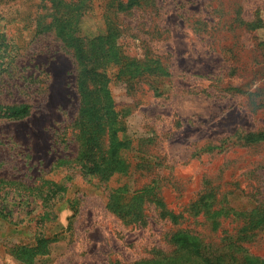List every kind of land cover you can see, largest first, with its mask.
Listing matches in <instances>:
<instances>
[{"label": "rangeland", "instance_id": "rangeland-1", "mask_svg": "<svg viewBox=\"0 0 264 264\" xmlns=\"http://www.w3.org/2000/svg\"><path fill=\"white\" fill-rule=\"evenodd\" d=\"M101 2L76 25L54 22L57 30L49 31L51 2L0 0V103L31 106L23 119L0 120V193L17 206L24 199L16 191L34 187L26 204L12 205L14 216L0 217V264H133L171 251L168 237L178 229L217 243L224 231L235 234L241 223L226 221L214 233L188 214L211 188L238 211L264 205V141L246 142L264 134V0H158L156 10L116 19L171 76L130 94L123 84L112 86L117 104L132 109L121 136L131 142L127 157L152 172L107 181L85 175L80 164L77 64L57 36L105 35ZM132 45L145 51L139 40ZM164 177L167 207L183 213L181 224L161 219L152 206L146 224L134 227L107 209L111 190L134 191ZM41 238L50 241L49 254L31 262L13 255L16 245L32 248ZM247 247L264 258V231Z\"/></svg>", "mask_w": 264, "mask_h": 264}, {"label": "trees", "instance_id": "trees-1", "mask_svg": "<svg viewBox=\"0 0 264 264\" xmlns=\"http://www.w3.org/2000/svg\"><path fill=\"white\" fill-rule=\"evenodd\" d=\"M40 2L45 5L51 2L48 14L44 16L52 20L45 28L53 31L57 30L53 27L54 22L76 25L84 14L93 9L94 0ZM101 5L106 19L114 16L113 21L104 20L105 35L90 38L78 34L79 31L68 37L63 36L64 31L57 34L72 51L77 64L81 112L74 126L76 142L79 144L78 156L82 159L80 164L85 175L105 174L108 176L106 181L116 174L130 176L139 171L143 172L140 176L147 178L152 169L147 165L135 164L134 159L127 157V153L132 150L131 142L121 139V136L127 130V118L132 109L117 104L112 86L123 84L130 94L136 85L150 80H164L169 78L171 73L160 57L149 52L144 40L127 33L116 19L134 15L136 12L156 10L158 0H102ZM2 38L0 33V40ZM137 40L145 50L142 53L132 45V41ZM30 108L26 103H0V120L23 119L28 116ZM256 135L249 134L246 142L264 141V134ZM167 180L165 177L153 180L134 191L128 189L127 185L119 186L111 190L107 209L125 224L143 227L147 221V211L153 206L161 219L179 225L186 217L182 212L167 207L163 195V184L168 182ZM59 184L48 182L54 189L63 188ZM33 189L34 187L23 184V191H16L17 195L24 199L17 206L14 200H6V193H0V217L14 216L12 205L18 209L20 204H26L27 192ZM216 190L211 188L205 191L189 207L188 214L195 218L202 217L214 233L220 231L226 221L241 223L242 226L235 234L229 235L226 230L217 243L206 242L200 235L193 234L188 229H178L168 237L171 251L158 250L152 258L141 259L133 264H264V258L254 255L247 247L264 231V205H259L250 212L238 211ZM49 242L41 238L32 248L16 245L13 255L31 262L40 254H49Z\"/></svg>", "mask_w": 264, "mask_h": 264}]
</instances>
